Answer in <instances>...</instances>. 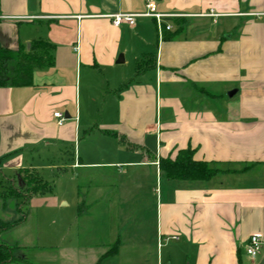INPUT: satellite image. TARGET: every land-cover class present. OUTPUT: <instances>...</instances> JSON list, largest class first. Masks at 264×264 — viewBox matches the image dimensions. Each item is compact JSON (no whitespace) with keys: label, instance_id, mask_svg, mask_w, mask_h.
<instances>
[{"label":"crops","instance_id":"1","mask_svg":"<svg viewBox=\"0 0 264 264\" xmlns=\"http://www.w3.org/2000/svg\"><path fill=\"white\" fill-rule=\"evenodd\" d=\"M155 2L170 26L161 35L151 17L112 24L115 13L142 12L144 0H0L1 46L52 44L51 64L29 84L0 87V190L23 168L46 182L68 171L76 213L81 206L77 241L56 245L66 224L57 191L15 210L0 196V221L17 222L0 230L20 259L6 264H53V247L93 251L92 264H264V0ZM185 148L226 172L166 179L159 159ZM90 205L115 211L111 255L107 243L84 242ZM252 233L261 237L254 258L245 252ZM32 252L44 259L29 261Z\"/></svg>","mask_w":264,"mask_h":264},{"label":"trees","instance_id":"2","mask_svg":"<svg viewBox=\"0 0 264 264\" xmlns=\"http://www.w3.org/2000/svg\"><path fill=\"white\" fill-rule=\"evenodd\" d=\"M52 44L41 39L33 40L28 50L12 51L0 45V87L6 85H26L31 82L33 70L43 68L52 62L50 54ZM148 63L153 62V54L147 55ZM8 61L13 62V70L9 69ZM137 62L136 67L139 68ZM137 68V74H138ZM10 70V71H9ZM13 72L12 76L9 73ZM159 169L168 180H186L192 182H207L220 173L226 172L207 161L195 160L193 150L185 148L180 150L174 159L160 158ZM19 183L16 186L9 185L0 190V196H10L17 200V204L24 205L27 199L34 194L45 195L51 191V185L41 175L31 168H23L20 172ZM19 207V209H20ZM80 204L77 214L80 213ZM26 211L21 209V220ZM17 222L7 223L0 221V230L7 229ZM116 245L109 249L104 255L115 253ZM103 255V256H104ZM14 254V247L0 242V264L19 261Z\"/></svg>","mask_w":264,"mask_h":264},{"label":"rangeland","instance_id":"3","mask_svg":"<svg viewBox=\"0 0 264 264\" xmlns=\"http://www.w3.org/2000/svg\"><path fill=\"white\" fill-rule=\"evenodd\" d=\"M12 66H13V62L8 61L9 69L12 68ZM136 68H138V67H136ZM141 68L142 69L146 68L144 63L140 64L138 70L140 71ZM12 70H13V68H12ZM13 72L14 71L9 73V76H12ZM135 77H136V74H135ZM97 113H98V114H96L97 117H100V113L99 112H97ZM54 161H57L59 163L61 162V160L58 159L57 157H55ZM61 163H66V165H68L69 160L65 159L64 162H61ZM55 172H54V174H52V176H50V178H48L47 183H49L51 185L52 190L57 191L58 195H61V202L63 204L60 205L59 208H61V210L63 212V218L65 219L66 224L64 226V231L60 232L58 239L54 238L55 240H53L52 243H54L56 245H69L72 241H77L76 235H75V232H76V215H77V213H76V183L77 182H76V179H74V177L69 175L68 171L66 173L61 172V174H59L57 172L55 173ZM88 178L90 179L91 176L90 177L86 176L85 179L88 180ZM88 191L90 192V194H89L90 196L87 198L86 201L91 202V200L94 199V195H93L94 189L91 187V189ZM101 192H102V190L99 189L97 196H99ZM5 202H6L8 207H12L14 210H15V206L18 205L16 202V199L14 197H10L8 195L5 197ZM86 207H87V205H86ZM23 210L26 211V210H28V208L27 207L23 208ZM87 213H88L89 217L88 216L86 217V219H85L86 223L84 224V228H83L84 242L86 244L107 243V245L109 246L108 250L113 248L116 245V241L115 240H113V241L109 240L111 238V233L108 229L110 227H112L113 229L115 228V219L113 217L115 211L113 209L103 210L101 207L98 209H95L94 206L92 207V205H90L87 208ZM103 219L106 220V223L102 222ZM95 221H97V222H95ZM107 223H110V224H107ZM94 236H96V238ZM171 242H173V246H171L172 245V243H171V245L169 246L170 249H167L168 252H170L175 247L174 241H171ZM58 248L59 247H53V249H55V251H54L55 256H54L53 264H92L93 260L95 259L93 256L94 252L91 250H89L91 252L87 253L86 256L79 258L77 256H74V254H70L67 252L64 256L62 254V251H59ZM165 250H166V248H163V252ZM165 252H167V251H165ZM32 253L33 254L28 253L27 259L29 261L39 263L40 258L44 259V256L43 257L40 256V253H38L37 256H35L34 252H32ZM172 253H173V251H172ZM172 258H174V257H172ZM109 260H111V259H109ZM109 260L106 261L109 264H113L115 262V259H112L111 261H109ZM107 263H102V264H107Z\"/></svg>","mask_w":264,"mask_h":264},{"label":"built area","instance_id":"4","mask_svg":"<svg viewBox=\"0 0 264 264\" xmlns=\"http://www.w3.org/2000/svg\"><path fill=\"white\" fill-rule=\"evenodd\" d=\"M144 10L142 12L138 13H124L119 12L111 15L112 24L114 25H120L122 23H126L129 25H133L135 23L136 17H151L155 19L156 22V28L159 35L162 34L163 28L166 30L170 29L169 25L162 24V18L163 15L159 12H157L156 9V2L155 0H144ZM212 14V13H211ZM53 116L58 118V123L60 124L63 121V115L61 112H53ZM178 236L174 235L172 236V239H177ZM261 243V237L258 233H252L247 239L245 252L246 254L254 258L258 254L259 245Z\"/></svg>","mask_w":264,"mask_h":264},{"label":"water","instance_id":"5","mask_svg":"<svg viewBox=\"0 0 264 264\" xmlns=\"http://www.w3.org/2000/svg\"><path fill=\"white\" fill-rule=\"evenodd\" d=\"M29 44H27V46H28ZM235 92V90H230L227 94H228V96H231L233 93Z\"/></svg>","mask_w":264,"mask_h":264}]
</instances>
